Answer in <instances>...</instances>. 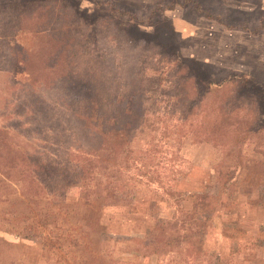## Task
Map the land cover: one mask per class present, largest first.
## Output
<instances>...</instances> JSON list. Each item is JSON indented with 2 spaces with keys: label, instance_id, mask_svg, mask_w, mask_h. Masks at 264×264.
Returning a JSON list of instances; mask_svg holds the SVG:
<instances>
[{
  "label": "rangeland",
  "instance_id": "1",
  "mask_svg": "<svg viewBox=\"0 0 264 264\" xmlns=\"http://www.w3.org/2000/svg\"><path fill=\"white\" fill-rule=\"evenodd\" d=\"M19 1L0 0V24L6 32L19 10ZM68 1L85 17L102 16L101 29L110 36L103 47H114L116 39L122 43L124 37L130 40L127 45L135 48L133 52L146 47L152 54L155 39L163 40L169 49L191 60L201 80L243 73L250 86L264 97V62L256 63L254 56L264 49V0ZM122 30L135 36L134 41ZM250 36L259 39L247 45ZM12 43L32 49L35 39L29 30L17 29ZM159 54V63H167ZM124 55L119 52L118 60ZM146 59L127 60L135 80L138 67L143 66L141 72L145 71ZM3 65L0 54V125H15L32 148L46 155L73 158L72 152L77 151L67 146L82 149L88 144L90 126L101 131L107 125L97 109L77 119L76 137L71 138L69 131L68 136H56L62 111L53 107L46 110L40 122L34 115H27L24 121L28 123L23 126L15 119L16 113L26 109L27 100L41 105V84L24 91L22 98V86H16ZM153 70L148 66L147 73ZM20 79L21 84L28 82L25 77ZM46 79L41 81L45 85L50 83ZM71 92L69 84L65 89L45 91L47 97L70 93L72 99ZM156 100V105V101L152 104L147 100L141 104L150 111L145 115L143 132L130 138L124 135L130 145L118 143L114 153L110 148L101 150L104 159L117 168L109 175L99 173L93 181L55 193L17 192L0 199V219L6 227L2 236L7 244L0 251V264H264V153L248 145L245 151L258 156V166L242 170L237 184L230 188L218 185L212 167L219 157L217 149L209 141H196L189 126H180L177 114L169 115L170 111L164 115L173 107L169 96ZM109 178L117 187V197L107 194ZM171 186L181 193L179 198H174L177 193L166 194ZM196 190L209 194L214 209L209 235L203 245H198L200 253H195L190 244L175 252L150 251L146 242L158 218H170L180 206L189 208L192 200L188 194Z\"/></svg>",
  "mask_w": 264,
  "mask_h": 264
},
{
  "label": "trees",
  "instance_id": "2",
  "mask_svg": "<svg viewBox=\"0 0 264 264\" xmlns=\"http://www.w3.org/2000/svg\"><path fill=\"white\" fill-rule=\"evenodd\" d=\"M16 5L19 10L11 28L6 32L0 24V54L4 59L1 68L7 67L5 73L12 76L16 86H22V98L24 91L36 89L40 83L41 105L27 100L26 109L17 112L15 119L24 126L28 123L25 117L31 114L40 122L47 109L59 107L62 114L58 117L56 136H68L69 131L73 138L79 130L77 119L83 118L85 112L99 109L98 114L103 115L107 125L101 131L90 126L88 144L82 149L67 146L77 151L72 152L73 158L43 154L17 133L15 125H0V199L17 192L55 193L93 181L99 173L109 175L117 168L104 159L101 150L110 148L114 153L118 143L125 147L130 145L124 135L130 138L143 132L145 115L150 109L145 110L142 105L146 100L158 104L159 96L160 99L169 96L172 101V109L164 115L170 111L169 115L177 114L180 126H189L196 141H209L217 149L219 157L212 167L218 185L230 188L237 184L242 170L258 166V156L247 154L245 149L252 145L255 152L264 153V97L250 86L245 74L234 72L219 80H201L191 60L169 49L163 40L155 39L152 54L146 47L133 52L135 48L127 45L130 40L124 37L122 43L113 37L117 44L103 47L104 40L110 36L101 29L102 16L85 17L68 0H20ZM17 29L29 30L35 39L32 49L12 43ZM122 31L134 41L135 36ZM121 51L125 55L118 60ZM159 53L166 57L167 63H159ZM140 57H147L146 68L141 72L143 66L138 67L139 76L135 80L134 75H130L127 60L137 61ZM148 66L154 70L147 73ZM20 76L28 82L21 84ZM45 78L49 86L41 82ZM68 84L74 93L72 99L70 93L47 97L45 91L65 89ZM110 178L106 184L107 194L117 197V187ZM169 188L166 194L175 196L177 191L173 186ZM179 196L181 193L174 198ZM188 196L192 200L189 208L180 206L170 218H158L155 222L146 242L150 251L175 252L190 244L196 249L195 253H200L198 245H203L209 235L214 209L206 191H192ZM2 223L0 219V251L7 246L2 236L6 227Z\"/></svg>",
  "mask_w": 264,
  "mask_h": 264
},
{
  "label": "crops",
  "instance_id": "3",
  "mask_svg": "<svg viewBox=\"0 0 264 264\" xmlns=\"http://www.w3.org/2000/svg\"><path fill=\"white\" fill-rule=\"evenodd\" d=\"M262 31V29L260 30V32ZM264 29H263V31H262V35H261V39H262V41H264ZM248 40H247V42H246V44L248 45L249 43H250V40L252 41V42H255V39H259V38H256V37H253V36H250V37H248L247 38ZM247 53H249L250 54V52H247ZM249 54H248V57H249ZM254 56H256V58L258 59V61L256 62V63H261V62H264V49L263 48H261L260 49V51H257V54H255Z\"/></svg>",
  "mask_w": 264,
  "mask_h": 264
}]
</instances>
